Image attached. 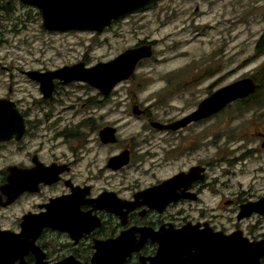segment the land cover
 Returning a JSON list of instances; mask_svg holds the SVG:
<instances>
[{
    "label": "flooded vegetation",
    "instance_id": "flooded-vegetation-1",
    "mask_svg": "<svg viewBox=\"0 0 264 264\" xmlns=\"http://www.w3.org/2000/svg\"><path fill=\"white\" fill-rule=\"evenodd\" d=\"M159 1L150 0L114 21L99 35L135 14L154 9ZM38 13L41 19L39 9ZM5 28L1 21L0 45L4 44L2 32ZM71 31L76 30L57 32ZM156 44L157 41H139L131 48L151 45L153 55L141 60L134 74L118 85L134 80L136 71L153 58ZM80 63L85 67L94 66L85 61ZM55 70H25L0 63V86L4 89L0 100L10 102L2 104L6 110L0 111V116L4 117L0 118V235L20 234L27 221L45 224L34 241L38 251H29L10 264H91L97 243L115 240L124 234L138 243L145 235L180 230L189 225L226 235L240 230L227 229L218 213L219 205L211 206V202L216 203L224 195L217 188L218 180H211L210 173L218 161L215 158L207 162L201 157L203 143H207L205 148H208L218 142L217 135L204 134L202 127L231 105L208 118L178 127L204 99L195 102L187 113L180 112L170 102L166 118H157L149 108L135 103L132 114L142 130L123 145L120 128L115 123L96 125L94 119H74L79 110L73 111L72 107L62 106L55 110L54 104L34 102L26 105L23 97L14 98L22 77L37 85L43 102L52 101L60 86L72 82L53 79L52 93L44 97L40 83L26 73ZM213 78L207 74L195 76L184 87L193 85L196 88ZM216 79L207 87L208 97L222 88L223 80L218 83ZM118 85L106 95L88 87L96 91L104 104L112 99ZM184 87L177 84L168 92L172 94ZM173 111L177 113H171ZM107 128L113 129L114 135H104ZM262 137L264 140V135ZM99 151L108 155L100 156ZM180 161L182 168L178 166L176 172L158 177V172L175 168ZM170 182V186L161 189ZM157 188L160 190L145 195ZM249 201L257 200L238 197L223 199L222 203L224 207L237 205L239 213L240 206ZM25 229L34 230L35 226L30 223ZM158 247L147 239L125 264H150L148 259L156 256Z\"/></svg>",
    "mask_w": 264,
    "mask_h": 264
},
{
    "label": "rangeland",
    "instance_id": "rangeland-1",
    "mask_svg": "<svg viewBox=\"0 0 264 264\" xmlns=\"http://www.w3.org/2000/svg\"><path fill=\"white\" fill-rule=\"evenodd\" d=\"M38 14L36 7L19 0H0V22L6 26L4 44L0 45L2 65L54 70L85 61L92 66L115 59L139 41H157L153 58L136 71L134 80L118 85L112 99L104 104L85 83L60 86L49 102L41 100L37 85L26 78L20 77L15 88L14 98L23 97L26 105L54 104L55 110L68 106L79 110L74 119H94L96 125L115 123L123 145L142 130L132 114L135 103L149 108L157 118L167 117L170 102L187 113L195 102L208 97L207 87L216 78L223 79L220 87L227 86L252 78L264 65V55L256 57L258 43L264 41V0H160L154 9L135 14L102 35L49 33L41 27ZM251 58L255 59L248 61ZM204 74L214 78L196 88L184 87L193 77ZM177 84L184 88L168 92ZM1 87L0 95L4 91ZM260 98L264 100V89ZM262 104L261 108L245 109L247 106L235 103L202 127L204 134L218 136L217 145L205 148L207 143H203L201 153L203 161H218L210 173L211 180H218L217 188L224 195L211 206L219 205L218 213L227 229H240L251 240L264 238V216L239 222L238 206L224 207L222 200L264 197ZM99 154L108 155L104 151ZM178 166L183 167L181 161L175 168L160 174L156 171L158 177L176 172Z\"/></svg>",
    "mask_w": 264,
    "mask_h": 264
},
{
    "label": "water",
    "instance_id": "water-1",
    "mask_svg": "<svg viewBox=\"0 0 264 264\" xmlns=\"http://www.w3.org/2000/svg\"><path fill=\"white\" fill-rule=\"evenodd\" d=\"M21 1L39 9L42 27L48 32L76 30L94 32L99 35L114 21L144 6L150 0ZM152 55V46L146 45L129 49L112 61L100 62L92 67L77 63L51 72H27L26 75L40 83V90L44 97L51 95L53 79L64 83H87L106 95L119 83L129 79L141 60L151 58ZM259 88V84L253 78H244L224 86L204 99L198 109L177 126H186L192 121H199L219 113L229 105L254 95ZM4 103L10 102L0 100V111L6 110L2 106ZM8 109L11 112L14 111L13 107ZM0 118L4 117L0 116ZM114 133L113 129L107 128L103 134L114 135ZM171 183L165 184L161 189L170 186ZM157 190L160 189L148 191L145 195H150ZM254 214L264 216V198L242 204L237 219L241 221ZM30 223L34 224L36 233L33 229H25ZM22 226V232L18 235L11 233L0 235V263L10 264L29 251H38L34 241L37 232L45 224L27 221ZM149 238L159 246L156 256L148 259L150 264H263L264 239L251 240L242 230L226 235L223 232L201 230L192 225L180 230H166L145 235L138 243L128 234L115 240L99 242L94 246L95 253L91 264H125L134 252L140 251Z\"/></svg>",
    "mask_w": 264,
    "mask_h": 264
},
{
    "label": "trees",
    "instance_id": "trees-1",
    "mask_svg": "<svg viewBox=\"0 0 264 264\" xmlns=\"http://www.w3.org/2000/svg\"><path fill=\"white\" fill-rule=\"evenodd\" d=\"M262 55H264V41L263 39H261L258 43V46H257V55L256 57H261ZM255 58H251L249 59L248 61H252L254 60ZM255 82L257 84H259L260 88L257 90V92L244 99V100H240V101H237L236 102V105H242L244 106L243 108H245V106H247L245 109L249 108L251 109V107H258V108H261L263 107V104L262 102H264L263 99L260 98V94L263 92V89H264V65L259 69V71L257 72V74L255 76L252 77ZM223 79H220L218 83H220ZM251 102H254V104H251Z\"/></svg>",
    "mask_w": 264,
    "mask_h": 264
}]
</instances>
